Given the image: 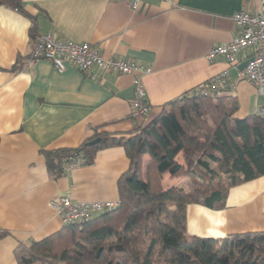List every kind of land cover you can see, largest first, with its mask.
<instances>
[{
	"label": "crops",
	"instance_id": "1",
	"mask_svg": "<svg viewBox=\"0 0 264 264\" xmlns=\"http://www.w3.org/2000/svg\"><path fill=\"white\" fill-rule=\"evenodd\" d=\"M261 0H144L132 11L127 0H21V9L0 6V264H16L14 249L58 232L62 225L49 201L118 202L117 181L129 167L124 149L98 150L93 163L53 180L41 151L76 148L96 134L128 138L146 127L171 101L203 95L205 85L226 73L230 87L218 97L234 99L232 118L264 107V95L245 79L240 65L208 52L236 34L232 16L255 13ZM87 43L105 57L151 68L141 77L149 113L130 117L133 76L73 67L56 71L48 60L28 63L36 39ZM184 165L182 154L176 157ZM186 177L163 176L164 189L186 187ZM264 232V176L229 189L224 208L186 206V233L221 239Z\"/></svg>",
	"mask_w": 264,
	"mask_h": 264
},
{
	"label": "trees",
	"instance_id": "2",
	"mask_svg": "<svg viewBox=\"0 0 264 264\" xmlns=\"http://www.w3.org/2000/svg\"><path fill=\"white\" fill-rule=\"evenodd\" d=\"M0 6L19 11L21 0H0ZM166 106L128 138L100 133L76 148L41 151L53 180L91 165L98 150L112 146L124 149L129 167L117 181L114 209L19 243L16 264H264V232L221 239L186 233L188 204L222 209L230 188L264 176V119L232 118L237 104L224 97L183 95ZM166 174L186 177L187 186L164 189ZM8 234L0 230V239Z\"/></svg>",
	"mask_w": 264,
	"mask_h": 264
},
{
	"label": "built area",
	"instance_id": "3",
	"mask_svg": "<svg viewBox=\"0 0 264 264\" xmlns=\"http://www.w3.org/2000/svg\"><path fill=\"white\" fill-rule=\"evenodd\" d=\"M132 11H135L144 0H127ZM157 2H170V0H152ZM236 34L225 44L213 47L206 59L208 61L217 57L224 58L233 67L237 65V56L248 50L247 63L240 73V79L247 80L258 95H264V0L255 13L240 11L232 16ZM44 59L48 60L58 72L67 67H73L93 78L92 69L98 68L104 72L132 75L134 96L130 104V117L144 118L149 113V106L145 100V90L141 77L151 73V68L135 61L125 60L121 57H105L98 49L87 43H74L72 41H58L51 33L39 36L30 53L28 63ZM226 73L215 77L204 87L207 95L216 98L229 88ZM254 115L264 119V107L256 109ZM118 202H72L68 197H57L49 201V206L55 211L62 226L75 222H86L95 215L114 209Z\"/></svg>",
	"mask_w": 264,
	"mask_h": 264
},
{
	"label": "water",
	"instance_id": "4",
	"mask_svg": "<svg viewBox=\"0 0 264 264\" xmlns=\"http://www.w3.org/2000/svg\"><path fill=\"white\" fill-rule=\"evenodd\" d=\"M246 63H247V61H245L244 63H242V64L240 65V68L243 69V68L245 67ZM99 141H100V139H99V138H96V139H94V140L89 141V142H88V145H95V144H97Z\"/></svg>",
	"mask_w": 264,
	"mask_h": 264
},
{
	"label": "rangeland",
	"instance_id": "5",
	"mask_svg": "<svg viewBox=\"0 0 264 264\" xmlns=\"http://www.w3.org/2000/svg\"><path fill=\"white\" fill-rule=\"evenodd\" d=\"M218 181H222V182H224L222 178H221V180H220V179H218Z\"/></svg>",
	"mask_w": 264,
	"mask_h": 264
}]
</instances>
